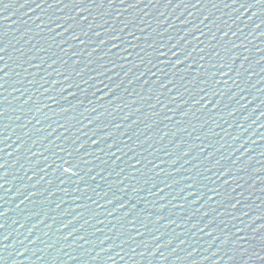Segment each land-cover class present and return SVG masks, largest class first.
<instances>
[{
	"label": "water",
	"instance_id": "95a60500",
	"mask_svg": "<svg viewBox=\"0 0 264 264\" xmlns=\"http://www.w3.org/2000/svg\"><path fill=\"white\" fill-rule=\"evenodd\" d=\"M4 5V264H264V4Z\"/></svg>",
	"mask_w": 264,
	"mask_h": 264
},
{
	"label": "snow or ice",
	"instance_id": "6c2138e0",
	"mask_svg": "<svg viewBox=\"0 0 264 264\" xmlns=\"http://www.w3.org/2000/svg\"><path fill=\"white\" fill-rule=\"evenodd\" d=\"M45 2H46V0H45ZM59 2L63 3V0H59ZM71 2L72 3H75L76 0H71ZM91 2L92 3H96V0H91ZM103 2H104V0H101V3H103ZM121 2L123 3L124 0H121ZM108 3L109 4H112V3H114V0H108ZM257 3L264 4V0H257ZM0 6L5 7L4 0H0ZM49 6L51 7L52 5H49ZM244 6L245 5H241V7H244ZM85 19H87V17H85ZM0 51H3V49H0ZM173 55H177V53H173ZM0 59H3V57H0ZM5 67H7V65H5L4 67H0V73H4ZM6 76H7V74H5L4 76H0V80H4V78ZM3 87H4V84L3 83H0V88H3ZM201 91H203V89ZM197 103H199V101H197ZM0 104H2V103H0ZM206 106L207 105H204V107H206ZM3 115H4L3 111H0V116H3ZM0 135H2V132H0ZM76 151L78 152L79 149H77ZM68 156L69 157H72V159H66L65 158L63 160V163L60 164L59 167L61 169H63V172L64 173H69L70 170L75 169V171H73L71 173V175L72 176H79L80 175V169H81V166H80L81 162L78 161L75 158V155H73L72 152H68ZM65 165H67V167H65ZM4 166H5L4 164H0V168H3ZM3 179H4V176L3 175H0V180H3ZM0 187H3V184H0ZM5 215H6V213L0 212V217H3ZM0 228H3V225L2 224H0ZM4 239L6 240L7 237L5 236ZM0 264H4V258H3L2 251H0Z\"/></svg>",
	"mask_w": 264,
	"mask_h": 264
}]
</instances>
